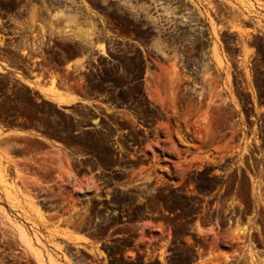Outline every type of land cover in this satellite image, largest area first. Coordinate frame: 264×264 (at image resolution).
Instances as JSON below:
<instances>
[{"label": "rangeland", "instance_id": "1", "mask_svg": "<svg viewBox=\"0 0 264 264\" xmlns=\"http://www.w3.org/2000/svg\"><path fill=\"white\" fill-rule=\"evenodd\" d=\"M113 2L122 41L0 73V264H264V0Z\"/></svg>", "mask_w": 264, "mask_h": 264}, {"label": "flooded vegetation", "instance_id": "2", "mask_svg": "<svg viewBox=\"0 0 264 264\" xmlns=\"http://www.w3.org/2000/svg\"><path fill=\"white\" fill-rule=\"evenodd\" d=\"M113 10V0H0V73L9 80L20 81L16 76L22 75L43 82L50 72H66L67 63L83 55L87 38L105 37L110 44L122 41ZM69 21L75 25L67 31ZM32 35L42 44L22 53L21 41Z\"/></svg>", "mask_w": 264, "mask_h": 264}, {"label": "bare ground", "instance_id": "3", "mask_svg": "<svg viewBox=\"0 0 264 264\" xmlns=\"http://www.w3.org/2000/svg\"><path fill=\"white\" fill-rule=\"evenodd\" d=\"M43 91H44V93H46V95L54 98V100L56 101V103L58 105L69 104L74 100V97H72V95L70 96V95L64 94L63 92H61L57 89H54L52 85H50L49 87H47ZM24 245H25V243H24ZM41 264H47V263L41 262Z\"/></svg>", "mask_w": 264, "mask_h": 264}, {"label": "built area", "instance_id": "4", "mask_svg": "<svg viewBox=\"0 0 264 264\" xmlns=\"http://www.w3.org/2000/svg\"><path fill=\"white\" fill-rule=\"evenodd\" d=\"M44 24H41L40 27H43ZM30 33V31L28 32ZM42 44L35 35H32L30 38L23 39L21 41V52H28L37 49Z\"/></svg>", "mask_w": 264, "mask_h": 264}, {"label": "crops", "instance_id": "5", "mask_svg": "<svg viewBox=\"0 0 264 264\" xmlns=\"http://www.w3.org/2000/svg\"><path fill=\"white\" fill-rule=\"evenodd\" d=\"M76 60L77 59L75 58V59H72V60H70L68 62V65H69L68 69L73 70V69H75L78 66V63L76 62ZM66 67H67V65H66ZM68 95H70V96L72 95V97H74V100L76 101V96L75 95L70 94V93ZM74 100L71 103H73ZM71 103H69V104H71ZM64 105H67V104H64ZM5 133H8V134L14 135V136H20V135L24 134V131L16 129V128H7L5 130ZM79 242H80V244L87 245V243L82 241V240H79Z\"/></svg>", "mask_w": 264, "mask_h": 264}]
</instances>
